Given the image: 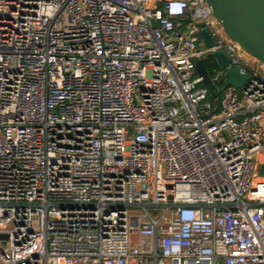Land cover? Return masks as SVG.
<instances>
[{"label": "built area", "instance_id": "built-area-1", "mask_svg": "<svg viewBox=\"0 0 264 264\" xmlns=\"http://www.w3.org/2000/svg\"><path fill=\"white\" fill-rule=\"evenodd\" d=\"M244 54L205 0H0V264H264Z\"/></svg>", "mask_w": 264, "mask_h": 264}, {"label": "water", "instance_id": "water-1", "mask_svg": "<svg viewBox=\"0 0 264 264\" xmlns=\"http://www.w3.org/2000/svg\"><path fill=\"white\" fill-rule=\"evenodd\" d=\"M205 1L211 7L214 17L219 20L225 34L264 66V0ZM200 34L207 46L213 45V39L205 28L200 30ZM212 57L219 66L229 63V57L223 52H214ZM205 63L204 58L196 61V71L203 76L212 96H216L217 90L209 81ZM248 78L249 74L241 72L240 67H231L226 72L224 85L240 88Z\"/></svg>", "mask_w": 264, "mask_h": 264}, {"label": "trees", "instance_id": "trees-1", "mask_svg": "<svg viewBox=\"0 0 264 264\" xmlns=\"http://www.w3.org/2000/svg\"><path fill=\"white\" fill-rule=\"evenodd\" d=\"M216 62L215 60L212 58V57H208L206 59V70H207V73L210 74V66L211 65H214ZM210 99H213L214 97L210 95L209 97Z\"/></svg>", "mask_w": 264, "mask_h": 264}, {"label": "rangeland", "instance_id": "rangeland-1", "mask_svg": "<svg viewBox=\"0 0 264 264\" xmlns=\"http://www.w3.org/2000/svg\"><path fill=\"white\" fill-rule=\"evenodd\" d=\"M244 61H249L250 63H260L258 60H254L251 55L244 54L243 56ZM264 67V66H263ZM262 75H264V68L261 70Z\"/></svg>", "mask_w": 264, "mask_h": 264}]
</instances>
